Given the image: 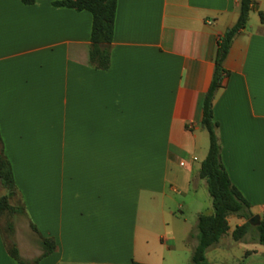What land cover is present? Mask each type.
Wrapping results in <instances>:
<instances>
[{
    "label": "crops",
    "instance_id": "crops-1",
    "mask_svg": "<svg viewBox=\"0 0 264 264\" xmlns=\"http://www.w3.org/2000/svg\"><path fill=\"white\" fill-rule=\"evenodd\" d=\"M58 1L0 0V140L25 208L16 243L0 218V264H23L12 244L24 264H190L198 218L215 213L200 177L210 149L202 103L240 0H117L107 71L90 62L92 14ZM224 69L221 161L262 221L264 0ZM246 223L229 218L208 264H264L254 230L233 239ZM43 239L56 244L46 257Z\"/></svg>",
    "mask_w": 264,
    "mask_h": 264
},
{
    "label": "trees",
    "instance_id": "trees-1",
    "mask_svg": "<svg viewBox=\"0 0 264 264\" xmlns=\"http://www.w3.org/2000/svg\"><path fill=\"white\" fill-rule=\"evenodd\" d=\"M26 6H32L36 0H22ZM256 0H240V13L237 24L220 40L216 54V70L211 86L202 103V125L210 135V149L207 158L202 163L200 177L208 183V189L213 201L214 215H200L198 218V245L194 250L190 264H208L206 253L216 246L230 230L229 218L237 216L247 223L237 227L233 239L243 241L247 235L255 231L256 241L264 246V220L259 225L249 221L255 216L251 213V205L245 200L238 189L232 184L230 177L221 161V147L217 136L219 124L214 118V100L222 88L225 78L224 62L228 57L232 43L237 34L245 29L250 20ZM56 7H64L77 12L88 11L93 16L92 46L90 62L98 70L107 71L111 65V45L115 33L117 0H60L54 3ZM0 187L7 195L0 197V218L8 215L23 214L24 206L14 207L10 203L9 194L16 193L17 187L10 161L5 156L0 140ZM35 229V228H34ZM6 231L13 234V223H7ZM43 257L56 250L53 240L43 239ZM14 259L24 264L15 244L10 246ZM133 264H141L134 262Z\"/></svg>",
    "mask_w": 264,
    "mask_h": 264
},
{
    "label": "rangeland",
    "instance_id": "rangeland-1",
    "mask_svg": "<svg viewBox=\"0 0 264 264\" xmlns=\"http://www.w3.org/2000/svg\"><path fill=\"white\" fill-rule=\"evenodd\" d=\"M5 195H7V191L4 190L2 187H0V196L2 197V196H5ZM9 198H10V203L14 207H21L22 206L21 205V202L18 200V198L16 197V194L15 193L9 194ZM14 216L15 215H8V217L7 216H3L2 217L1 224H2V228L4 230H6L7 223L8 224L9 223H14L13 222ZM234 226H235L234 223H232L231 224V227H234ZM6 235H7L6 237L8 238V242L9 243H14V242L16 243V238H17L16 237V232H13V234H11V233H9V232L6 231ZM21 239L25 240L24 237L21 238Z\"/></svg>",
    "mask_w": 264,
    "mask_h": 264
},
{
    "label": "water",
    "instance_id": "water-1",
    "mask_svg": "<svg viewBox=\"0 0 264 264\" xmlns=\"http://www.w3.org/2000/svg\"><path fill=\"white\" fill-rule=\"evenodd\" d=\"M249 222H250L252 225H254V226L259 225V223H260V217H259V216H255V217L252 218Z\"/></svg>",
    "mask_w": 264,
    "mask_h": 264
}]
</instances>
